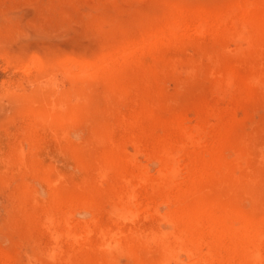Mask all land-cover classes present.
Returning <instances> with one entry per match:
<instances>
[{
	"label": "rangeland",
	"instance_id": "1",
	"mask_svg": "<svg viewBox=\"0 0 264 264\" xmlns=\"http://www.w3.org/2000/svg\"><path fill=\"white\" fill-rule=\"evenodd\" d=\"M234 1L0 0V264H145L169 251L172 264H190L186 252L165 245L172 205L161 202L151 180L134 178L137 210L122 212L124 196L115 189L129 179L107 153L136 155L149 177L159 176L160 159L149 155L161 124L184 113L193 124L208 103L240 94L228 145L237 163L231 175L201 181L199 191L264 211V47H250L248 23L236 17L226 43L197 34L133 54L115 81L74 66L139 36L167 17L169 4L220 9ZM220 61L254 63L260 72L235 97V85L217 75ZM38 105L57 117L35 112ZM216 110L211 126L222 124ZM182 157L180 180L188 168ZM53 192L58 212L49 206ZM72 197L86 203L73 206ZM65 214L71 226L89 224V240L73 245L62 235L57 217ZM107 228L117 238L101 236ZM104 240L113 245L110 255L99 253Z\"/></svg>",
	"mask_w": 264,
	"mask_h": 264
},
{
	"label": "bare ground",
	"instance_id": "2",
	"mask_svg": "<svg viewBox=\"0 0 264 264\" xmlns=\"http://www.w3.org/2000/svg\"><path fill=\"white\" fill-rule=\"evenodd\" d=\"M236 17H240L252 28V36L249 37L250 47L263 48L264 0H235L226 3L225 7L220 9L169 4L167 17L150 25L139 36L125 39L109 47L98 58L75 62L74 66L78 70L90 69L103 72L109 79L115 81L119 69H124L129 64L130 57L140 51L145 52L156 46L174 44L185 38H194L197 34L212 36L214 38H210L212 42L217 40L226 43ZM220 63L223 64L218 66L217 75L229 84L235 85L234 89H238L237 92L235 91V97L242 89H249L260 72V68L254 63L248 68L234 62L226 63L225 61V64L220 61ZM217 78L219 77H216V81ZM224 86L227 87L225 84ZM239 99L237 100L242 101ZM218 100L222 102L221 98ZM226 100L227 98L224 103L217 101L218 103H214L213 106L205 102L203 105L207 104L209 108L204 107V113L202 112L198 119L196 117L193 124L190 119L192 116L189 117L185 115L186 113L161 124L164 133L160 131V134L157 131L158 136L152 146L154 149L150 150V155H146L160 159L159 176L149 177L150 173L148 172L149 176L146 174L147 169L142 166L143 164L138 163L139 160L141 162V158L137 160L136 155L114 151L107 153V157L113 165L112 168L118 169L124 178L129 179L119 183L115 189L117 194L124 196L121 202L123 213H132L137 210L138 204L135 200L139 201V199L132 186L136 184L134 178L138 181L151 180L156 190H161V202H170L172 205L166 220L173 230L165 240V245L175 248V253H178L177 249L186 252L190 264H264V211L245 210L232 201L209 197L199 191L201 181L212 177L229 176L237 163V160L235 161L233 155L229 153L228 145L232 142L229 134H233L229 133V130L233 129L237 121H232L230 117L237 114L234 112L239 109L241 102L237 104L234 98H230L228 102ZM32 109H35V112H44L48 119L57 117V113L51 106L38 105ZM214 110L221 113L217 114L222 122V124L219 122L221 125H210ZM234 119L237 117L234 116ZM196 120L198 121L195 124ZM183 153L186 156L185 160L188 161L186 169L188 174L185 173V176H182L184 178L180 180L182 168L180 169L178 159L182 155V158L185 157ZM184 163L187 162L184 161ZM52 195V203L49 206L56 207L58 212L61 206L60 196L54 192ZM68 200L73 206L80 203L78 207L86 203L83 197H72ZM69 213L72 215V212L67 214ZM67 214L57 217L62 235L67 236L73 245L89 240V233H91L89 224L78 223L79 228L75 225L71 226ZM103 234L105 237L117 238L108 228L101 233V236ZM130 236L132 241H141L140 237L127 235L128 238ZM118 237L122 238L123 235L119 234ZM98 246L100 254H111L113 246L111 242L104 240ZM174 257V252L169 251L161 261L156 260L145 264H172Z\"/></svg>",
	"mask_w": 264,
	"mask_h": 264
}]
</instances>
